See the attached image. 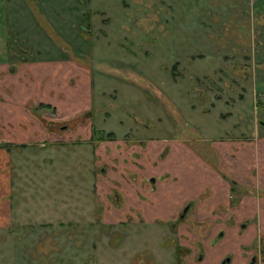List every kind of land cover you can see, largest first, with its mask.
<instances>
[{
  "label": "rangeland",
  "instance_id": "obj_1",
  "mask_svg": "<svg viewBox=\"0 0 264 264\" xmlns=\"http://www.w3.org/2000/svg\"><path fill=\"white\" fill-rule=\"evenodd\" d=\"M85 1L0 0V61L20 62L0 71H41L23 59L40 55L42 29L99 83L86 116L44 123L46 138L26 109L38 122L24 127L33 138L9 141L14 209L0 264H180L173 224L121 214L115 163L155 136L210 146L264 134V0ZM66 130L77 138L51 139Z\"/></svg>",
  "mask_w": 264,
  "mask_h": 264
},
{
  "label": "crops",
  "instance_id": "obj_2",
  "mask_svg": "<svg viewBox=\"0 0 264 264\" xmlns=\"http://www.w3.org/2000/svg\"><path fill=\"white\" fill-rule=\"evenodd\" d=\"M39 31V50L31 46L40 55L23 62L41 71H0V124L7 125L0 129V141H5L0 143V229L9 228L13 220L9 141L31 139L36 133L30 126L24 128L38 122L31 123L26 109L40 112L35 116L41 121L43 139L44 123L59 125L85 117L99 85L94 71L81 63L72 66V58L61 54L59 47L53 53L55 45ZM17 60H1L0 70ZM53 133L51 139L61 140L67 133L68 139L77 138L72 130ZM241 135L214 138L210 146L182 136L134 143L127 159L115 163L124 172L118 175L121 214L173 224L179 245L188 249L182 264H250L254 258L256 264H264V134ZM119 146L128 148L125 142Z\"/></svg>",
  "mask_w": 264,
  "mask_h": 264
},
{
  "label": "trees",
  "instance_id": "obj_3",
  "mask_svg": "<svg viewBox=\"0 0 264 264\" xmlns=\"http://www.w3.org/2000/svg\"><path fill=\"white\" fill-rule=\"evenodd\" d=\"M78 2H80L81 4H87L85 0H77ZM90 2V0H88V3ZM92 9H87V11L84 14V22L86 23L87 27L92 26ZM109 136H112V134L110 133Z\"/></svg>",
  "mask_w": 264,
  "mask_h": 264
},
{
  "label": "flooded vegetation",
  "instance_id": "obj_4",
  "mask_svg": "<svg viewBox=\"0 0 264 264\" xmlns=\"http://www.w3.org/2000/svg\"><path fill=\"white\" fill-rule=\"evenodd\" d=\"M187 251H188V249H186V254H187ZM185 256H186V255H185ZM184 258H185V257H184ZM184 258H183V259H184ZM256 260H257V259L254 258L253 261H252L251 263L256 264ZM183 262H184V260H183ZM183 262H181L180 264H182ZM251 263H250V264H251Z\"/></svg>",
  "mask_w": 264,
  "mask_h": 264
},
{
  "label": "water",
  "instance_id": "obj_5",
  "mask_svg": "<svg viewBox=\"0 0 264 264\" xmlns=\"http://www.w3.org/2000/svg\"><path fill=\"white\" fill-rule=\"evenodd\" d=\"M251 264H253V263H251Z\"/></svg>",
  "mask_w": 264,
  "mask_h": 264
}]
</instances>
